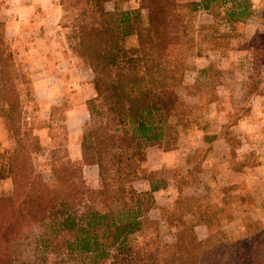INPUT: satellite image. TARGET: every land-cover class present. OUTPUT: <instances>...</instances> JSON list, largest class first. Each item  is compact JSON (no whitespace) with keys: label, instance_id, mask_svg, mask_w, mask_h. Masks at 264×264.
Segmentation results:
<instances>
[{"label":"trees","instance_id":"1","mask_svg":"<svg viewBox=\"0 0 264 264\" xmlns=\"http://www.w3.org/2000/svg\"><path fill=\"white\" fill-rule=\"evenodd\" d=\"M86 1L90 5L81 10L77 25V55L91 69L96 96L87 101L90 125L82 131L81 165L74 164L66 145L62 155L60 147L52 149L50 178L38 172L34 163L43 148L24 121L33 115L25 113L18 95L13 65L16 48L6 37V23L0 16V117L8 120L13 138L12 152L0 153V181H11L10 191L0 190V264H264V230L244 236L247 224H257L250 216L235 219L237 236L244 237L233 242L181 238L180 233L171 250H161L158 242L154 250H142V245H148L140 240L144 227L157 224L148 218L156 205L154 193L165 185L145 177L140 166L146 162L149 147L178 148L166 142L187 129L181 122L184 102L177 92L183 80H176L174 90L167 92L158 72L171 66L177 76H184V63L169 59L168 54L170 46L183 45V38L192 35L188 26H180L186 18L191 22L192 16L181 14L177 0H139V8H148L150 14V25L139 27V12L117 6L106 9V3L115 0ZM189 8L193 17L200 13L213 16L214 25L208 29L212 53L219 61L230 62L229 48L237 35V26L232 25L247 18L249 2L193 0ZM227 21L230 29H223ZM132 37L136 44L127 45ZM253 52L255 61L250 62L245 83L247 95L259 92L251 90L249 82L264 75V49ZM203 116L204 121L196 125L206 141L212 142L218 134L208 129L216 120L206 112ZM222 135L232 148L230 164L241 167L243 161L234 163L237 137L226 131ZM210 148L213 145L206 149ZM89 166L97 167V189L85 177L84 169ZM199 166L203 168V161L193 169ZM140 179H147L151 190L138 192L134 182ZM227 197L224 194L223 205L228 204ZM218 212L223 214L225 207L220 206ZM203 220L206 225L211 223L209 217ZM32 226L39 228L32 236L33 259L20 260L16 244L28 237Z\"/></svg>","mask_w":264,"mask_h":264},{"label":"rangeland","instance_id":"2","mask_svg":"<svg viewBox=\"0 0 264 264\" xmlns=\"http://www.w3.org/2000/svg\"><path fill=\"white\" fill-rule=\"evenodd\" d=\"M116 2L110 1L106 3L105 7L108 11L113 10L114 7H118L124 10H131L139 12L140 21L139 27H146L150 25V14L148 8H139V0H115ZM193 0H177L182 5L180 11L181 14L191 15V22L180 23V26H188L189 30H192L189 38H183V45H172L169 48V59L180 61L184 63V76H177L175 69L171 66L169 68H161L158 72V78L161 81V85L165 87V91L170 92L174 90L176 80L182 79L183 86L177 87V92L184 102L183 113L181 116V122L187 129L181 131L178 138L172 136L167 140V144L173 147V144L178 147L182 144H186L189 136L198 138L199 133L197 132L201 121H204V112L206 115H212V112L208 111L210 104L217 102L219 108L225 114H221L220 111L214 114L216 120L215 125L209 127V132L212 134L218 133L220 125L223 126V133L226 131L228 135L234 137L238 132L243 131L244 128L238 127V118L248 115L245 107H238L236 112H232L228 107V100L222 99L219 96V91L228 92L231 90L241 89V84H245V76L248 75V68L251 67L250 62L255 61L254 50L263 47L264 49V9L262 17L257 20V24H260V30L257 31L255 37L252 39H245L240 34L238 38V46L230 47V62H221L212 52V40L209 38L211 32L208 29L213 27V23L209 22V18L201 17L198 14L193 17V14L189 11V4ZM137 4V5H136ZM63 5L66 8L68 14L65 17L64 23L67 26H73L78 28V24L81 20V10L89 6V2L86 0H63ZM130 6L136 8H131ZM220 13V14H219ZM218 13V19L221 18V11ZM209 19V20H208ZM138 25V23H137ZM199 29V32L197 31ZM136 38L132 37L127 41V45H135ZM253 46L249 49V46ZM16 50V51H15ZM16 58L13 62L16 70V89L21 101L24 102L25 113L31 112V115L36 113V110L40 108L35 102L33 95V78L30 70L27 69V63L25 57L21 61L18 57V49H15ZM78 50V49H77ZM248 50L252 52H248ZM227 52V51H225ZM77 54V51H76ZM212 55V56H211ZM25 56V55H24ZM250 58V59H249ZM232 59V60H231ZM209 61V62H208ZM86 63V62H85ZM87 64V63H86ZM256 64V62L254 63ZM88 65V64H87ZM208 68L209 71L205 69ZM92 77V73H91ZM223 78V80H222ZM249 87L253 91L264 90V75L262 78H255L252 82H249ZM224 97H226L224 95ZM256 100V99H255ZM254 100V103H255ZM252 103V97L250 100L246 99L245 103ZM212 105L210 107H212ZM33 107V110H32ZM214 113V110H213ZM53 114L49 120H45L42 117H36L35 121L27 120L24 121L30 130L40 138L43 150L35 156L34 163L38 172H40L45 178H50V151L60 147L62 155L63 147H68V136L67 140L64 138L68 132L64 125L65 114L63 108L52 111ZM252 114V113H251ZM262 120L264 116L259 115ZM46 117V116H45ZM218 120V122H217ZM256 121V119H253ZM89 120L85 128H88ZM241 126V125H240ZM83 127V130L85 129ZM8 120L0 117V153L10 154L13 147L12 132L9 131ZM261 129H264V125H259L257 122L252 123L247 128L248 136L257 137L261 133ZM189 130V131H188ZM2 136L7 140L2 141ZM187 137V138H186ZM82 141V134L80 136ZM60 144V146H59ZM158 148L160 146H153L146 150V162L141 164L142 174L148 179L151 177L154 181L165 187L160 189L158 196V202L148 213V218L152 223L144 227L145 231L140 237V240L148 245H142L143 251L154 250L157 246L153 245L154 242L160 244V249L167 251L175 248L176 235L182 234L181 238L195 237L199 241L211 239L224 240V241H236L242 239L245 235L251 236L254 233H259L264 230V220H260L256 225L247 224L246 232L244 236L238 237L235 224L227 222L228 220H235L238 218L236 215V208L234 204L240 197L239 193H244L245 204L249 207L254 205V198L251 190L254 191L256 187V180L249 178L248 181L243 180L240 183L236 177H228L229 186L223 187L224 175H220L221 171L213 164L211 168H202L199 166L197 169H193L191 172H186L188 167L194 163L200 161H207V165L215 163L213 158L214 151L219 152L220 144H217L215 148H201L198 152L190 155L188 158L183 156L180 164H176L174 167L162 168L156 171H150L147 166V161L150 163V155L153 158H158L161 153ZM249 149V148H248ZM253 164L256 161L252 160ZM234 163L239 164L238 160H234ZM76 166H80V163H74ZM97 168H87L85 177L89 180L90 184L94 188L99 187ZM220 179V180H219ZM248 179V178H247ZM87 180V181H88ZM147 179L138 180L135 188L138 192L145 193ZM261 188L264 189V184H261ZM259 187V188H260ZM0 190L7 192L11 190V181L6 179L0 181ZM149 191V190H148ZM237 193V194H236ZM224 194L229 197L225 212L219 215V207L223 203ZM156 197V196H155ZM156 199V198H155ZM157 201V200H156ZM218 212V213H217ZM254 212L250 217L256 218ZM210 218L211 223L206 225L203 218ZM257 227V228H256ZM39 232L37 226H32L28 229V237L23 238L16 244L18 258L20 260L29 261L33 259L34 254V240L32 236ZM180 238V236H179ZM190 239V238H189ZM152 243V245H150ZM164 247V248H162Z\"/></svg>","mask_w":264,"mask_h":264},{"label":"crops","instance_id":"3","mask_svg":"<svg viewBox=\"0 0 264 264\" xmlns=\"http://www.w3.org/2000/svg\"><path fill=\"white\" fill-rule=\"evenodd\" d=\"M247 1L250 5V13L241 22L233 23L232 27L237 26V35L232 38L231 47L238 46L240 34L245 39H252L260 30V24L256 22L262 17L264 0ZM0 2V16L6 23V37L18 49L20 55L18 57L21 58V61L25 57L27 69L32 74L33 95L40 109L36 110V113L30 117L31 121H35L36 117L49 120L52 111L63 108L66 116L64 125L68 132L67 149L70 158L74 163L82 162L80 136L84 125L89 120L87 101L94 98L96 93L92 83L91 69L76 54L80 45L78 28L67 26L64 23L68 12L63 5V0H0ZM130 7L132 9L136 8V6ZM199 16L209 18V22H213L212 15L200 13ZM228 22L223 24V29H230L231 24ZM248 79L249 75H246L245 80ZM245 85L241 84L239 91L230 89L228 92L222 90L218 92L222 99L226 98L228 100L227 109L236 112L238 107H245L246 111L249 112L248 115L238 118V127H242L244 130L234 135L237 137L238 144L233 152L237 160L243 161L244 165L237 168L230 164L232 148L228 138L222 135L223 126L220 125V129L216 133L218 136L212 142H207L204 132L197 130L200 135L198 138L186 137L188 142L174 150L165 151L158 148L161 152L159 157L155 159L150 155V163L147 161L150 171L174 167L176 164H180L183 156L188 158L201 148H208L211 145L215 148L217 144H220L219 152H212V159L216 160L215 163H210L208 166L207 161H205L203 162V168H211L215 164L221 171L220 175L225 176L222 188L229 186V176L236 177L237 182L240 180V183L243 180L248 181L252 177L256 180L257 186L260 187L261 184H264V134H258L257 137H254L248 136L245 132H248L247 128L252 123L257 122L259 125H264V119L262 120L259 116H264V90L247 95ZM248 96L252 97V103H245L246 99L250 100ZM219 107L217 103L212 105L210 108L211 117L219 111L226 116V113H223ZM253 119H256V121ZM263 131L264 129H261V133ZM1 140L6 141L7 139L2 136ZM151 148L153 147H150V150ZM250 159L256 161L255 164L252 162L247 164L246 160L249 161ZM194 166L195 164L192 163L186 172L192 170ZM87 168L97 167H86L84 174ZM136 183L138 181L134 182V187L137 185ZM88 184L93 187L89 180ZM259 187H256L254 191L251 190L254 198L252 207L245 204L244 193H239L240 197L234 204L236 216L238 217L236 219L240 220L243 217L252 215L254 212L258 215L253 219L255 222L259 223L260 220H264V189ZM148 190H151V183L147 184L146 191ZM159 193H161L160 190L154 193L156 203L158 202L157 194ZM220 206L226 207L227 205L222 203ZM236 221L234 220L231 223L236 224Z\"/></svg>","mask_w":264,"mask_h":264}]
</instances>
